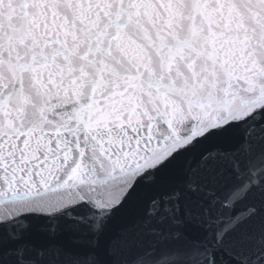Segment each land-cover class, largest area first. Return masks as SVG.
Returning a JSON list of instances; mask_svg holds the SVG:
<instances>
[{"label":"snow or ice","instance_id":"obj_1","mask_svg":"<svg viewBox=\"0 0 264 264\" xmlns=\"http://www.w3.org/2000/svg\"><path fill=\"white\" fill-rule=\"evenodd\" d=\"M0 264H264V0H0Z\"/></svg>","mask_w":264,"mask_h":264}]
</instances>
